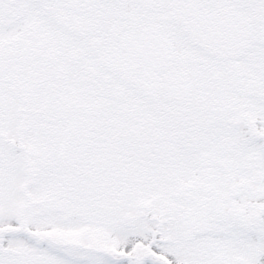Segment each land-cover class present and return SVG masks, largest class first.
Wrapping results in <instances>:
<instances>
[{"label": "snow or ice", "instance_id": "1", "mask_svg": "<svg viewBox=\"0 0 264 264\" xmlns=\"http://www.w3.org/2000/svg\"><path fill=\"white\" fill-rule=\"evenodd\" d=\"M0 264H264V0H0Z\"/></svg>", "mask_w": 264, "mask_h": 264}]
</instances>
